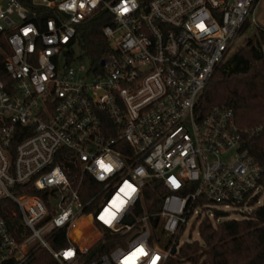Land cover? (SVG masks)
<instances>
[{"label": "built area", "instance_id": "obj_1", "mask_svg": "<svg viewBox=\"0 0 264 264\" xmlns=\"http://www.w3.org/2000/svg\"><path fill=\"white\" fill-rule=\"evenodd\" d=\"M34 1L57 11L41 27L20 0H0L11 48L0 68V264L36 248L60 264H164L195 219L261 201L262 166L233 109L203 111L201 98L239 35L264 27L254 15L264 0ZM99 6L111 14L109 50L92 69L75 51L76 24ZM154 178L165 192L148 211Z\"/></svg>", "mask_w": 264, "mask_h": 264}, {"label": "trees", "instance_id": "obj_2", "mask_svg": "<svg viewBox=\"0 0 264 264\" xmlns=\"http://www.w3.org/2000/svg\"><path fill=\"white\" fill-rule=\"evenodd\" d=\"M29 10L28 17L38 26L45 19L56 16L54 8L20 0ZM111 14L99 6L92 14L76 24V40L82 57H87L92 69L100 68L109 46L102 27ZM11 48L0 36V68L4 54ZM214 106L233 109L238 125L243 130L242 148H246L262 166L261 182L264 186V27L260 26L247 37L246 42L233 51L214 70L201 98V108L208 111ZM165 188L159 179H152L145 187L144 203L148 211L159 208ZM255 196L248 209L239 217H228V211L216 210L213 217L195 219L190 227L196 228L198 238L182 240L176 251L164 264H264V193L257 203ZM53 245L67 244L65 231L54 232ZM112 239L108 241V239ZM113 237L99 242V248L107 249L115 244ZM21 264H60L45 248H36Z\"/></svg>", "mask_w": 264, "mask_h": 264}, {"label": "rangeland", "instance_id": "obj_3", "mask_svg": "<svg viewBox=\"0 0 264 264\" xmlns=\"http://www.w3.org/2000/svg\"><path fill=\"white\" fill-rule=\"evenodd\" d=\"M257 21L261 24H264V2H262V4H260L258 6V8L256 9L255 13H254ZM257 26L253 25L249 30L245 31L244 33L242 32L239 37L236 39L235 43H234V48L233 50L230 52V54L237 50L241 45H243L246 42L247 37H249L250 35H252V33L255 31ZM75 51H77V53L80 54L81 49L78 47H75ZM229 54V55H230ZM228 55V56H229ZM227 56V57H228ZM82 63L87 64L89 62L88 58H80L79 59ZM249 206L247 205H239V206H235V205H231L229 206V209H232L230 211H228V217H239L241 215V211H243L244 209H248ZM189 228L190 226L187 225L183 235L181 236V240H185V239H196L198 238V231L196 228L192 229L191 233L189 232ZM181 243V242H180ZM179 243V244H180ZM180 264H191L188 261H183Z\"/></svg>", "mask_w": 264, "mask_h": 264}, {"label": "snow or ice", "instance_id": "obj_4", "mask_svg": "<svg viewBox=\"0 0 264 264\" xmlns=\"http://www.w3.org/2000/svg\"><path fill=\"white\" fill-rule=\"evenodd\" d=\"M121 11H122V12H126L127 9H126V8H125V9H121ZM200 27H203V26L201 25ZM100 166H101L102 168H105L106 171H107V170H110V169L107 168V166H105V165L103 164V162H100ZM137 252H142V250L138 249ZM65 255H66V256H70V255H72V253H71V252H67V253H65Z\"/></svg>", "mask_w": 264, "mask_h": 264}, {"label": "clouds", "instance_id": "obj_5", "mask_svg": "<svg viewBox=\"0 0 264 264\" xmlns=\"http://www.w3.org/2000/svg\"><path fill=\"white\" fill-rule=\"evenodd\" d=\"M92 4L95 5L96 3V0H91ZM133 7H135V3H134V0H133ZM127 9L126 12L130 11L131 9H129L126 5H121L119 8L116 9V11H120L121 9Z\"/></svg>", "mask_w": 264, "mask_h": 264}, {"label": "water", "instance_id": "obj_6", "mask_svg": "<svg viewBox=\"0 0 264 264\" xmlns=\"http://www.w3.org/2000/svg\"><path fill=\"white\" fill-rule=\"evenodd\" d=\"M101 62H103V61H101Z\"/></svg>", "mask_w": 264, "mask_h": 264}]
</instances>
